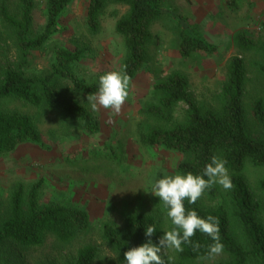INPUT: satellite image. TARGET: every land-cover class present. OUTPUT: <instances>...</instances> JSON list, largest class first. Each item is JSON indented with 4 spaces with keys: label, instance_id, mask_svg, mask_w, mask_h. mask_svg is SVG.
<instances>
[{
    "label": "rangeland",
    "instance_id": "1",
    "mask_svg": "<svg viewBox=\"0 0 264 264\" xmlns=\"http://www.w3.org/2000/svg\"><path fill=\"white\" fill-rule=\"evenodd\" d=\"M88 1H68L56 19L54 32L30 51L23 69L27 73H45L57 48L82 47L83 57L70 66L82 81L106 83L122 79L123 90L112 100L100 93H83L67 79L58 81L91 111L98 121V131L88 132L58 109L32 106L17 98L0 99L1 108L24 111L34 117L46 145L26 142L0 156V213L6 212L16 183L27 188L41 179L40 202H60L84 209L89 217L88 228L67 244L53 235H47L42 244L35 246L6 241L0 250V264H69L84 244L95 247V256L88 264H117V254L102 237V228L104 223L120 227L124 216L134 211L154 214L165 231L164 239L149 246L137 264H178L173 237L176 224L165 208L167 183L176 182L182 192L194 195L203 206L223 203L231 210V202L224 169L215 177V195L211 196L177 172L182 153L142 142L141 134L150 127L168 126L185 117L183 102L176 104L168 120L150 114L147 107L156 102L153 85L157 77L179 71L187 78L194 102L217 109L222 102L221 88L229 59L238 54L245 66L243 102L249 108L255 95L264 96V75L257 67L264 62V56L260 48L242 50L237 35L244 34L258 47L264 45V0H165L170 11L151 24L147 59L132 77L123 75L126 49L114 30L127 5L107 2L99 15V30L90 33L85 19ZM7 2L10 10L17 13L16 0ZM34 2L32 28L37 34L46 23V0ZM177 15L184 20L181 25L195 26L215 45V50H197L182 56L178 49ZM19 61L14 43L0 22V67ZM247 119L253 128L258 127L250 113ZM244 176L259 200L258 215L264 224V192L258 187L264 167L247 162ZM233 221L234 232L239 234L240 228ZM226 258L224 252L217 251L211 258L187 264H217Z\"/></svg>",
    "mask_w": 264,
    "mask_h": 264
},
{
    "label": "trees",
    "instance_id": "2",
    "mask_svg": "<svg viewBox=\"0 0 264 264\" xmlns=\"http://www.w3.org/2000/svg\"><path fill=\"white\" fill-rule=\"evenodd\" d=\"M7 1L0 0V22L20 61L0 67V99L17 98L32 106L58 109L88 132H97L95 116L58 81L67 79L83 93H100L112 100L123 90L122 79L106 83L82 81L70 67L83 57L82 47L57 48L45 73H27L23 69L30 51L54 32L56 19L69 0H46V23L37 34L32 28L34 0H16L17 13L10 10ZM111 1L127 5L114 30L122 37L126 49L123 75L132 77L147 59L151 24L170 10L165 0H89L85 19L90 33L99 30V15ZM177 21L178 49L182 56L197 50H215V45L195 26L181 25L184 20L178 15ZM237 44L242 50L260 48L264 56V45L258 47L242 33L237 35ZM257 67L264 75V62ZM244 82L245 66L237 54L229 59L221 88L222 102L217 109L197 105L188 91L186 76L179 71L157 77L153 85L156 102L147 107L148 112L168 120L176 104L183 102L185 117L168 126L150 127L141 134L142 142L182 153L177 172L211 196L215 195V177L224 169L231 202V210L223 203L203 206L194 195L182 192L176 182L167 183L165 208L176 224L173 237L178 248V264L208 259L217 251L227 255L217 264H264L260 203L244 176L247 162L264 167V96L255 95L247 108L243 102ZM247 113L258 124L256 129L249 123ZM26 142L46 146L34 117L24 111L0 107V156ZM41 186L40 179L27 188L21 182L12 188L7 210L0 213V250L6 241L26 247L40 245L47 235L67 244L87 230L89 217L84 209L53 201L41 203L38 197ZM258 187L264 192V177L259 179ZM233 219L240 228L239 234L234 232ZM102 237L116 252L117 264H137L149 246L164 239L165 231L154 214L134 211L124 216L120 227L104 223ZM94 256L95 247L84 244L69 264H88Z\"/></svg>",
    "mask_w": 264,
    "mask_h": 264
}]
</instances>
